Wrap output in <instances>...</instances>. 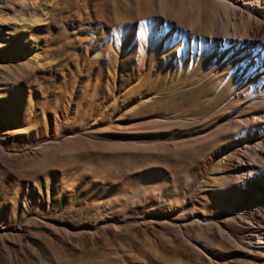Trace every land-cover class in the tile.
Masks as SVG:
<instances>
[{
  "label": "rangeland",
  "instance_id": "rangeland-1",
  "mask_svg": "<svg viewBox=\"0 0 264 264\" xmlns=\"http://www.w3.org/2000/svg\"><path fill=\"white\" fill-rule=\"evenodd\" d=\"M249 17L264 0H0V264H264Z\"/></svg>",
  "mask_w": 264,
  "mask_h": 264
},
{
  "label": "bare ground",
  "instance_id": "bare-ground-1",
  "mask_svg": "<svg viewBox=\"0 0 264 264\" xmlns=\"http://www.w3.org/2000/svg\"><path fill=\"white\" fill-rule=\"evenodd\" d=\"M257 3H258L257 6H260L259 1ZM252 9H255L254 5H252ZM232 11H233V20L240 18L241 12L239 11V7L238 6H235L234 8H232ZM233 23H234V21H233ZM257 32L261 33L262 37H264V27L260 28L259 26H257L256 17H254V18L249 17L248 20H247L246 34L249 37H252L253 35H256ZM262 59H263V57L262 58L260 57L259 61L261 62ZM2 117H3V112L0 111V119ZM263 199H264V197H263Z\"/></svg>",
  "mask_w": 264,
  "mask_h": 264
}]
</instances>
